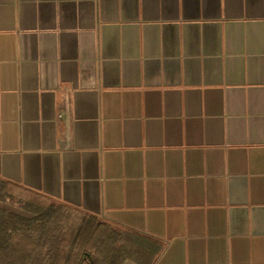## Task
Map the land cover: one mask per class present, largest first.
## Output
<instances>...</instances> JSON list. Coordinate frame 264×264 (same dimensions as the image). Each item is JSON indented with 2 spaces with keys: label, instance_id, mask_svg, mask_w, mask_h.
<instances>
[{
  "label": "crops",
  "instance_id": "1",
  "mask_svg": "<svg viewBox=\"0 0 264 264\" xmlns=\"http://www.w3.org/2000/svg\"><path fill=\"white\" fill-rule=\"evenodd\" d=\"M0 178L264 264V0H0Z\"/></svg>",
  "mask_w": 264,
  "mask_h": 264
},
{
  "label": "trees",
  "instance_id": "2",
  "mask_svg": "<svg viewBox=\"0 0 264 264\" xmlns=\"http://www.w3.org/2000/svg\"><path fill=\"white\" fill-rule=\"evenodd\" d=\"M0 264H151L148 240L0 178Z\"/></svg>",
  "mask_w": 264,
  "mask_h": 264
},
{
  "label": "rangeland",
  "instance_id": "3",
  "mask_svg": "<svg viewBox=\"0 0 264 264\" xmlns=\"http://www.w3.org/2000/svg\"><path fill=\"white\" fill-rule=\"evenodd\" d=\"M0 208H3V209H5V210L10 211V212H13V213H18V211H15V210H13L12 208L7 207V206L0 205Z\"/></svg>",
  "mask_w": 264,
  "mask_h": 264
}]
</instances>
